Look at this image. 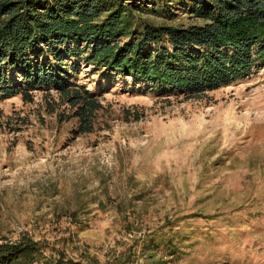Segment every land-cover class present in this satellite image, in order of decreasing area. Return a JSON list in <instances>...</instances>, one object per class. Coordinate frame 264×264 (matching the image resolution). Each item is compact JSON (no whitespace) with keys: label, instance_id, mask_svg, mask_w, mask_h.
Segmentation results:
<instances>
[{"label":"rangeland","instance_id":"rangeland-1","mask_svg":"<svg viewBox=\"0 0 264 264\" xmlns=\"http://www.w3.org/2000/svg\"><path fill=\"white\" fill-rule=\"evenodd\" d=\"M169 11L198 22L178 2ZM75 62L104 105L92 134L47 114L45 91L0 99V238L97 264H264V64L187 100ZM133 107L143 117L125 122ZM155 234L165 244L150 263L142 244Z\"/></svg>","mask_w":264,"mask_h":264},{"label":"trees","instance_id":"trees-1","mask_svg":"<svg viewBox=\"0 0 264 264\" xmlns=\"http://www.w3.org/2000/svg\"><path fill=\"white\" fill-rule=\"evenodd\" d=\"M174 1L198 22L173 23ZM161 14L170 23L155 20ZM76 60L105 75L138 79L148 91L203 98L264 64V0H0V99L16 96L31 104L34 91H45L47 114L58 123L74 120V137L92 134L104 105L74 80ZM122 114L125 122L143 117L135 107ZM156 236L142 244L150 263L165 244ZM82 261L98 263L68 258L26 234L0 238V264Z\"/></svg>","mask_w":264,"mask_h":264}]
</instances>
